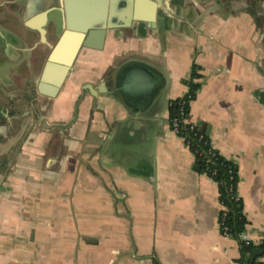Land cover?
I'll return each instance as SVG.
<instances>
[{
    "label": "crops",
    "instance_id": "crops-1",
    "mask_svg": "<svg viewBox=\"0 0 264 264\" xmlns=\"http://www.w3.org/2000/svg\"><path fill=\"white\" fill-rule=\"evenodd\" d=\"M14 3L0 21V264H239L218 185L170 131L168 104L197 66L187 119L235 163L244 233L260 243L264 0H164L152 18L144 5L80 47L55 97L37 90L51 47L17 16L53 23L54 0Z\"/></svg>",
    "mask_w": 264,
    "mask_h": 264
},
{
    "label": "water",
    "instance_id": "water-1",
    "mask_svg": "<svg viewBox=\"0 0 264 264\" xmlns=\"http://www.w3.org/2000/svg\"><path fill=\"white\" fill-rule=\"evenodd\" d=\"M160 1L164 0H54L53 8L42 14L43 18L51 20L53 23L42 21V24L38 25L37 28L28 23L17 10V16L24 25L28 29L36 30L39 33L40 42L51 47L37 86L38 93L55 97L67 74L72 69V64L80 47L98 48L90 43L93 35H97L101 39L108 29L129 27L141 21L140 16L144 5L150 7L149 18H152L154 7ZM9 2L10 0L2 1L5 4H9ZM14 2L21 3V0ZM33 3H40V0H33ZM9 10L15 13L14 9ZM50 13L53 15L51 16ZM49 24L55 25L53 28L58 35L54 45L46 41ZM129 122L130 120L119 123L117 135ZM198 125L201 132L207 135V125L203 122H199ZM195 169L200 171L199 166H196ZM261 253L262 249H255L251 261Z\"/></svg>",
    "mask_w": 264,
    "mask_h": 264
},
{
    "label": "trees",
    "instance_id": "trees-1",
    "mask_svg": "<svg viewBox=\"0 0 264 264\" xmlns=\"http://www.w3.org/2000/svg\"><path fill=\"white\" fill-rule=\"evenodd\" d=\"M200 78L197 73V66H193L190 76L185 80L188 86L190 101L195 97L201 83L195 81ZM177 99L170 100L168 104V125L170 126L172 118L178 113ZM189 104L186 106L188 112ZM197 147L203 151L204 156H196L195 163L199 166L200 171L211 177L218 185L219 201L226 208V216L224 220L225 226L228 227L229 236L236 239L239 243L240 256L237 260L239 264H264L260 258L264 256V237L258 244L251 241L245 242L240 239V233L244 232L246 218L243 213L242 200L239 197L235 200L237 194L238 173L234 162L223 157L210 143L209 138L204 135L202 140H193V147L190 151H194ZM212 148V149H211ZM262 249V253L255 256L253 261L251 257L255 249Z\"/></svg>",
    "mask_w": 264,
    "mask_h": 264
},
{
    "label": "built area",
    "instance_id": "built-area-1",
    "mask_svg": "<svg viewBox=\"0 0 264 264\" xmlns=\"http://www.w3.org/2000/svg\"><path fill=\"white\" fill-rule=\"evenodd\" d=\"M195 81L201 83L200 78L195 79ZM177 104L179 107L178 113L174 118H172L169 129L172 133L180 137V139L183 141L186 147L191 149V147H193V140L195 139H197V141L202 140L204 138V134L201 132L198 124L194 122H190L187 119L188 112H186V106L190 104L189 90H187V92L184 95L178 98ZM191 152L193 155H196V156H204L203 151L197 147H195L194 151H191ZM238 199H239V195H236L235 200H238ZM220 205H221V210L218 216V225L220 228V232L224 236H229L228 227L225 226L224 224L227 211L223 203L220 202ZM240 239L245 242L249 241L248 237L246 236L244 232L240 233ZM260 261L264 263V256L260 258Z\"/></svg>",
    "mask_w": 264,
    "mask_h": 264
},
{
    "label": "flooded vegetation",
    "instance_id": "flooded-vegetation-1",
    "mask_svg": "<svg viewBox=\"0 0 264 264\" xmlns=\"http://www.w3.org/2000/svg\"><path fill=\"white\" fill-rule=\"evenodd\" d=\"M3 0H0V21L8 22L11 21V18L13 17L12 11L9 9H14V1L10 0L9 4L2 3ZM9 6V8H8Z\"/></svg>",
    "mask_w": 264,
    "mask_h": 264
}]
</instances>
